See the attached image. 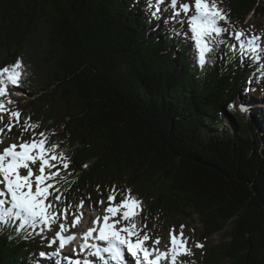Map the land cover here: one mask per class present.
Returning <instances> with one entry per match:
<instances>
[{
  "label": "trees",
  "instance_id": "16d2710c",
  "mask_svg": "<svg viewBox=\"0 0 264 264\" xmlns=\"http://www.w3.org/2000/svg\"><path fill=\"white\" fill-rule=\"evenodd\" d=\"M166 1L152 16L148 0H0V68L19 58L26 73L20 87H9L7 107L20 111L19 123L13 119L8 131L6 118L0 126L27 141L30 118L70 158L71 176L62 172L67 182L58 185L59 207L74 208L70 218L81 200L98 209L113 186L120 194L131 189L142 201L137 223L150 235L166 225L185 230L198 216L203 247L190 248L192 264H264V131L257 113L247 117L237 107L262 93L264 63L242 64L225 34L201 69L187 17L183 24L172 18ZM219 6L230 30L264 37L263 22L247 20L264 15L258 0ZM60 222L31 238L0 227V264H41ZM220 232V243L209 246Z\"/></svg>",
  "mask_w": 264,
  "mask_h": 264
},
{
  "label": "snow or ice",
  "instance_id": "6c2138e0",
  "mask_svg": "<svg viewBox=\"0 0 264 264\" xmlns=\"http://www.w3.org/2000/svg\"><path fill=\"white\" fill-rule=\"evenodd\" d=\"M220 2L221 0H192L191 4H178V0H170V7L174 10L173 18L182 13L187 17L190 39L193 41L200 68L203 69L206 64L213 62L210 56L220 45L226 43L223 38L225 34L236 42L228 43V48L234 54L239 52L242 64L248 59L255 61L264 58V43H260L264 37L253 36L246 39L244 30H230L228 13L219 6ZM165 3L166 0H148V7H155L151 15L159 14L160 5ZM193 8L194 13L188 16ZM179 22L184 23L183 20ZM221 22L229 27L222 26ZM184 35L189 38L187 33ZM252 52H260L261 55L252 58L249 56ZM25 75L23 62L19 58L14 64L0 68V113L9 114V124L6 126L8 131L12 129L13 119L19 123L21 117L19 110L7 107L14 103L9 98V87H20ZM251 82L250 78L249 83ZM250 108L241 98V110L250 112ZM29 120L30 118L24 122V131L32 130L30 140L21 139L20 143L11 144L0 152V185H3L0 188V227L14 226L17 233L25 232L26 238H31L42 235L45 230L51 231L52 225L58 221H65L59 223L54 237L47 241L48 247L57 244L56 250L52 253H39L41 258H58L62 255V250L77 238L70 233V228L76 227L82 221L83 212L80 209L84 207V202L81 200L75 206L72 224L67 225L69 209L73 206L66 204L63 209L59 207L63 192L58 185L61 181L67 182V176L62 172L71 176L68 171L71 160L63 151H57L58 144H49V138L44 132L36 133L35 129L39 125L29 123ZM3 131L4 129H0V133ZM37 163L38 171L34 172L32 166ZM21 169L26 170L27 174H22ZM118 195H122V198L117 201ZM107 200L108 207L104 209L103 217L97 216L92 227L80 236L82 243L78 246L79 252L96 258V261L85 258L82 264H133V259L128 258L127 254L134 258L135 264H162L163 261H167V264H183L178 258L192 255L191 249L187 247L188 238L183 234L184 225L180 226L179 234L175 233V228L170 230V242L166 250L156 247L160 244L159 237L152 241V247H148L147 242L151 237L145 230L147 226L138 224L136 220L142 211V201L132 195L131 189L120 194L113 186ZM99 203L103 204L104 201ZM38 228L41 229L39 233L35 231ZM29 229L33 231H28ZM196 246L203 247L200 243ZM76 251L74 248L73 252ZM56 264H63V261L56 259ZM73 264H81V261L76 260Z\"/></svg>",
  "mask_w": 264,
  "mask_h": 264
},
{
  "label": "rangeland",
  "instance_id": "374dc122",
  "mask_svg": "<svg viewBox=\"0 0 264 264\" xmlns=\"http://www.w3.org/2000/svg\"><path fill=\"white\" fill-rule=\"evenodd\" d=\"M166 2H168V1H166ZM179 3H190L191 4L192 0H178V4ZM258 6L264 7V0H258ZM166 7H167V9H165V11H167L169 9L168 6H166ZM169 10H170V11H168L169 14H172L173 11H174L172 9H169ZM193 13H194V8L192 9V11H190L188 13V16H191ZM171 17L173 18V14L171 15ZM247 18L248 19L249 18L250 19H255L258 22H263V25H264V15L260 16L259 14L256 15L255 13H253V14L248 15ZM185 19H186V16L181 14L180 15V20H185ZM158 25H159V23L156 24V26H158ZM260 43H264V40H261ZM251 54L254 57H256L258 55H261L260 52H252V53H250V55ZM259 61H262V59L259 60ZM262 88H261L262 89L261 90L262 93H259L261 95V97L259 98V101H254V100L249 99V98L243 99L245 104L251 106L250 112L249 111H243V112H245L246 116H251L254 113H257L255 115L256 118H257L256 121H255V124H256L257 129L261 133H263V131H264V120H262L258 116V113H259L258 109L260 108L261 111L264 112V106L258 107L257 104L259 102L260 103H264V98L262 97V96H264V94H263L264 93V85L262 86ZM10 92H11V96L16 98V99H18L21 104H25L26 103V100L28 98H26V97L24 98V95L20 91H18V89L10 88ZM17 93H19V94H17ZM239 101H238L237 107H238V109H240V111H242L241 110V100L239 99ZM0 116H2L3 120L6 119V118H9V114L7 112L0 113ZM223 124L227 125V120H224ZM0 129H3V127L0 126ZM0 140L3 141L2 143H0V152H2L5 148L9 147V145H11V144L20 143V141L15 139V137H13V135L9 134L8 131L6 133L4 131H3V133H0ZM32 167H33V171L37 172L39 164L37 163L36 165H33ZM21 173L26 175L27 171L24 170V169H21ZM2 187H3V185H0V188H2ZM87 206L88 205L84 204V207L82 209H80V211L83 212V219L76 227L70 228V233H74V235L75 234H80V236H81V234L86 232L88 230V228L92 227V222L96 219L97 216L103 217L102 215L105 214L104 213V209L108 207V204H106L105 202L103 204L100 203V207L98 209L88 208ZM70 209H74V208L71 207ZM72 220H73V217L70 218L69 215H68V219L66 221V224L70 226L72 224ZM62 222H65V221H62ZM185 222L187 223V227L185 228V230H183V234H184L185 237L188 238L187 247H189V248H192V247L193 248H197L196 244L199 243L197 235H199V234L196 232V230L197 231L200 230V227H201L200 226V220H199L197 215H193V220L192 221H189V222L185 221ZM168 226L169 225L165 226V230L164 229H159L157 232H159V231H161V232H159L157 234H155L156 233L155 232L152 235H150V232H149V235H150L151 239L147 242L148 247H152V241L155 240L157 237H159L160 238V244L157 245L156 247H158L161 250H166V248L168 247L169 242H170L169 233H170L171 229H167ZM229 228L230 227L227 226L226 230L229 229ZM54 231L56 233L57 229H55ZM179 232L180 231H177L175 233L179 234ZM55 233H53V237H54ZM94 235H95V233H94ZM77 240H78V238H77ZM221 240H222L221 232L220 233H215V234L211 235V237H209V242H208L209 246H210V244L211 245H213V244L216 245V244L220 243ZM45 242L47 243V241H45ZM51 247H49V248H51ZM128 258L132 259L130 256H128ZM51 259H52V257H49V260H47V262H46V258H41L40 262H42V264H47V263L50 262ZM178 259L180 261H182L183 264H192L191 257L189 255L180 256ZM94 261H96V258H94ZM133 263L135 264L134 259H133ZM162 263L163 264H167V261H163Z\"/></svg>",
  "mask_w": 264,
  "mask_h": 264
},
{
  "label": "bare ground",
  "instance_id": "6f19581e",
  "mask_svg": "<svg viewBox=\"0 0 264 264\" xmlns=\"http://www.w3.org/2000/svg\"><path fill=\"white\" fill-rule=\"evenodd\" d=\"M162 9V8H161ZM262 62L264 63V58H262ZM261 96H257V97H250L249 99H252V100H254V101H259V98H260ZM263 98H264V96H262ZM241 100V99H240ZM239 101V100H238ZM240 102V101H239ZM237 104H238V102H237ZM258 105V107H260V106H264V103H258L257 104ZM259 111H261V109L259 108L258 109ZM80 188V187H79ZM176 232V231H175ZM55 250L52 248L51 250H49L47 253H52V252H54ZM65 255H68V256H70L71 255V252L70 253H65ZM89 259V260H91V261H94V258L95 257H80V261H81V264H82V261H83V259ZM57 259H59V257L57 258ZM47 260H49V257H46V262H47ZM53 260L51 259L50 260V262L49 263H47V264H53ZM41 264H42V262H41ZM70 264H73V261H71L70 262Z\"/></svg>",
  "mask_w": 264,
  "mask_h": 264
}]
</instances>
